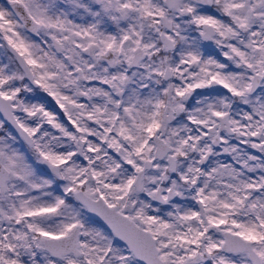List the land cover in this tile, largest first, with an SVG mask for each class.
<instances>
[{"label": "snow or ice", "instance_id": "6c2138e0", "mask_svg": "<svg viewBox=\"0 0 264 264\" xmlns=\"http://www.w3.org/2000/svg\"><path fill=\"white\" fill-rule=\"evenodd\" d=\"M0 264H264V0H0Z\"/></svg>", "mask_w": 264, "mask_h": 264}]
</instances>
